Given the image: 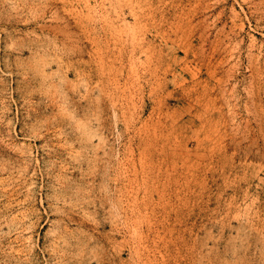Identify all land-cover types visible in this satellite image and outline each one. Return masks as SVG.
Returning a JSON list of instances; mask_svg holds the SVG:
<instances>
[{"label":"rangeland","instance_id":"obj_1","mask_svg":"<svg viewBox=\"0 0 264 264\" xmlns=\"http://www.w3.org/2000/svg\"><path fill=\"white\" fill-rule=\"evenodd\" d=\"M0 264H264V0H0Z\"/></svg>","mask_w":264,"mask_h":264}]
</instances>
